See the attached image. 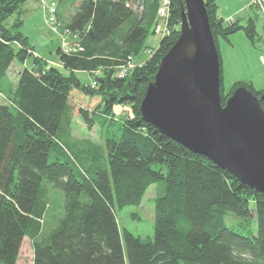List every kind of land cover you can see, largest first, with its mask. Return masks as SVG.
I'll list each match as a JSON object with an SVG mask.
<instances>
[{"label": "trees", "instance_id": "16d2710c", "mask_svg": "<svg viewBox=\"0 0 264 264\" xmlns=\"http://www.w3.org/2000/svg\"><path fill=\"white\" fill-rule=\"evenodd\" d=\"M68 1L54 2L59 7ZM203 1L215 44L217 36L227 38L238 29L252 37L253 20L246 26L235 20L226 24L217 16L216 1ZM26 2L0 0L2 264H19L25 237L33 264H264V192L141 116L147 84L178 36L183 1L172 0L170 34L123 77L117 76L122 59L149 48L146 40L158 23L160 0H81L65 24L71 36L65 38L77 50L65 55L60 43L56 48L63 66L32 56L27 37L6 27L5 20L20 16ZM20 23L18 17L14 27ZM30 57L31 64L11 82L9 66ZM94 69L99 70L91 76L97 88L76 75ZM220 81L222 105L244 86L264 110V88L237 81L223 91L221 62ZM75 88L100 98L92 112L79 107L78 113L87 129L99 127L101 144L73 135L70 92ZM116 106H128L131 114L117 117ZM152 186L154 234L142 240L119 227L117 211L139 206ZM51 189L61 190L63 199L46 230Z\"/></svg>", "mask_w": 264, "mask_h": 264}, {"label": "water", "instance_id": "95a60500", "mask_svg": "<svg viewBox=\"0 0 264 264\" xmlns=\"http://www.w3.org/2000/svg\"><path fill=\"white\" fill-rule=\"evenodd\" d=\"M179 33L140 103L160 133L264 192V110L244 86L224 105L220 62L203 0H182Z\"/></svg>", "mask_w": 264, "mask_h": 264}, {"label": "rangeland", "instance_id": "374dc122", "mask_svg": "<svg viewBox=\"0 0 264 264\" xmlns=\"http://www.w3.org/2000/svg\"><path fill=\"white\" fill-rule=\"evenodd\" d=\"M52 2L60 0H27L24 4L20 16L14 13L5 20V25L12 32H21L24 37H27L29 45L33 48L32 56H40L45 64L63 66L60 62V53L56 52V48L61 45V38L71 37L70 34H65L67 28L66 23L70 16L76 10L78 3L81 0H70L65 5L57 6L56 16L57 24H61V28H57V32H52L53 26H50L47 21V8L43 2ZM217 4V16L223 18L226 24L229 21H237L240 25H248L250 19L254 23V31L252 37L248 36L243 29H238L228 35L227 38L217 36L216 47L220 56L223 91L228 92L234 82H242L253 90L264 88V17L258 10L252 6V0H215ZM43 6V8H42ZM20 17L21 23L14 27V23ZM161 22L159 21V24ZM56 24V25H57ZM157 26V24H156ZM155 26V27H156ZM160 26H163L162 24ZM180 23L178 24V28ZM149 33L146 43L149 48L141 51L136 57L122 59V65L118 68V77L129 73L133 68L139 66L146 58L152 56L155 50H150L156 47L161 38L160 33L155 31ZM59 32H63L60 34ZM161 32V31H160ZM66 39V38H65ZM158 47V46H157ZM77 49H74L76 51ZM62 54L72 55V49L66 51L60 49ZM150 51V52H149ZM66 52V53H65ZM32 57L27 58L24 62L15 60L7 71L8 78L11 82L17 80L18 71L31 64ZM92 73L79 71L76 73L81 83L89 84L91 88H97V83L92 79V74H99L98 69L91 71ZM122 75V76H119ZM125 76V75H124ZM90 77V78H89ZM152 80V79H151ZM92 83H95L92 87ZM4 99V98H3ZM0 95V103L3 101ZM5 100V99H4ZM100 102L98 96L91 97L85 94L78 88L70 92V103L74 106L73 110V135L79 138H90L97 143H102L99 127L93 126L87 129L86 125L81 120L78 108H86L92 112ZM114 113L117 117L127 116L131 114L128 106L114 107ZM51 215L46 218L45 229L49 230L55 223L54 216L57 214V205L63 199L61 190L51 189ZM154 187H149L146 191L142 203L137 205H127L117 211V219L121 229H127L142 240L152 239L154 234ZM19 264H33V251L31 243L27 237L23 238L19 249ZM0 264L2 262L0 261Z\"/></svg>", "mask_w": 264, "mask_h": 264}, {"label": "built area", "instance_id": "2783aa9c", "mask_svg": "<svg viewBox=\"0 0 264 264\" xmlns=\"http://www.w3.org/2000/svg\"><path fill=\"white\" fill-rule=\"evenodd\" d=\"M251 2H252V5L259 8L262 16L264 17V0H252ZM43 5H45L47 8V18H46L47 23L50 26H53L52 31L57 32V28L59 26L56 20L57 19V16H56L57 3L54 1L45 3L44 1ZM171 9H172V0H160V5L157 10L158 23H157V26L155 27V31L157 33H160L161 37H164L170 34L168 24L171 18ZM159 21L161 22L160 24H159ZM161 24L163 26H160ZM59 33L62 34V32H59ZM68 33H69L68 30H66L65 34H68ZM61 45H62V48H64L66 51H69L71 49H76L74 47L70 48L68 41L64 37L61 38ZM130 58L131 57H129V59ZM119 76H122V75L119 74ZM94 85L96 84L92 83V87Z\"/></svg>", "mask_w": 264, "mask_h": 264}, {"label": "bare ground", "instance_id": "6f19581e", "mask_svg": "<svg viewBox=\"0 0 264 264\" xmlns=\"http://www.w3.org/2000/svg\"><path fill=\"white\" fill-rule=\"evenodd\" d=\"M42 8H43V6H42ZM46 8V7H45Z\"/></svg>", "mask_w": 264, "mask_h": 264}]
</instances>
